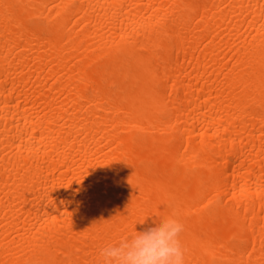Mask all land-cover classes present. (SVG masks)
<instances>
[{"label":"bare ground","instance_id":"6f19581e","mask_svg":"<svg viewBox=\"0 0 264 264\" xmlns=\"http://www.w3.org/2000/svg\"><path fill=\"white\" fill-rule=\"evenodd\" d=\"M173 213L184 264H264V0H0V264Z\"/></svg>","mask_w":264,"mask_h":264},{"label":"clouds","instance_id":"9594fccd","mask_svg":"<svg viewBox=\"0 0 264 264\" xmlns=\"http://www.w3.org/2000/svg\"><path fill=\"white\" fill-rule=\"evenodd\" d=\"M183 224L176 214L100 250L99 264H184Z\"/></svg>","mask_w":264,"mask_h":264}]
</instances>
